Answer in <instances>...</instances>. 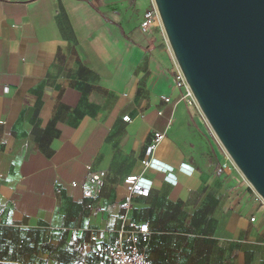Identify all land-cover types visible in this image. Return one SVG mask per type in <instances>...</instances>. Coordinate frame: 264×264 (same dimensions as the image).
Listing matches in <instances>:
<instances>
[{
    "label": "crops",
    "instance_id": "obj_1",
    "mask_svg": "<svg viewBox=\"0 0 264 264\" xmlns=\"http://www.w3.org/2000/svg\"><path fill=\"white\" fill-rule=\"evenodd\" d=\"M153 5L0 0V264H89L124 213L147 224L153 264H264V202L222 167L158 26L140 31ZM128 175L149 194L129 195Z\"/></svg>",
    "mask_w": 264,
    "mask_h": 264
},
{
    "label": "water",
    "instance_id": "obj_2",
    "mask_svg": "<svg viewBox=\"0 0 264 264\" xmlns=\"http://www.w3.org/2000/svg\"><path fill=\"white\" fill-rule=\"evenodd\" d=\"M196 106L264 202V0H153Z\"/></svg>",
    "mask_w": 264,
    "mask_h": 264
},
{
    "label": "built area",
    "instance_id": "obj_3",
    "mask_svg": "<svg viewBox=\"0 0 264 264\" xmlns=\"http://www.w3.org/2000/svg\"><path fill=\"white\" fill-rule=\"evenodd\" d=\"M158 26L162 37L168 45L164 30L162 28L160 17L156 7L153 5L147 9L143 15L139 24V29L142 33L148 35L151 33L153 27ZM169 47V45H168ZM170 48V47H169ZM176 86L183 88V98L188 104L196 105V102L185 82L184 76L177 66L175 73ZM165 101H169L168 97H162ZM123 120L129 121L128 115L122 117ZM164 133L156 131L153 134V139L150 144L145 148V157L142 159V163L145 167L151 165V154L154 147L162 140ZM232 166L236 169V166L231 161L229 156L225 153V161L222 163L223 168H230ZM89 168V166H87ZM105 175L104 171L93 172L90 175V179L93 183L92 186H83V195L87 198L93 199L97 196V189L102 182ZM72 186H76V182L71 183ZM123 185L129 195L133 196H147L150 188L145 179L140 175H128L123 179ZM262 201V199L257 195ZM263 202V201H262ZM88 207H91V203H88ZM121 208L127 211L130 208V201L124 199L121 202ZM123 223L119 227L116 233V238L113 242L104 243L96 246L93 249V257L89 259V264H95L96 259L99 260V264H153L145 252L139 248V243L146 241L149 237V230L146 223H136L132 220H127L125 213L122 215ZM253 220L254 218L251 217ZM91 240L95 241L96 237L91 236Z\"/></svg>",
    "mask_w": 264,
    "mask_h": 264
},
{
    "label": "rangeland",
    "instance_id": "obj_4",
    "mask_svg": "<svg viewBox=\"0 0 264 264\" xmlns=\"http://www.w3.org/2000/svg\"><path fill=\"white\" fill-rule=\"evenodd\" d=\"M195 106H196V105H195ZM196 107H197V106H196ZM200 117H201V122L203 123L204 128H206L207 131H209V133H210V135H211L212 142H214L215 146H216L220 151H222V153H223V152L225 153L224 149L222 148V146L220 145V143L218 142V140L216 139V137H215L214 134L212 133L211 129L209 128V126H208L207 122L205 121L204 117H203L201 114H200ZM236 169H237V168H236ZM237 172L240 173V172L238 171V169H237ZM240 174H241V173H240ZM241 176H242V175H241Z\"/></svg>",
    "mask_w": 264,
    "mask_h": 264
},
{
    "label": "trees",
    "instance_id": "obj_5",
    "mask_svg": "<svg viewBox=\"0 0 264 264\" xmlns=\"http://www.w3.org/2000/svg\"><path fill=\"white\" fill-rule=\"evenodd\" d=\"M92 257H93V255H91V258H92ZM91 258H90V259H91ZM97 260H98V259H96V261H97Z\"/></svg>",
    "mask_w": 264,
    "mask_h": 264
}]
</instances>
